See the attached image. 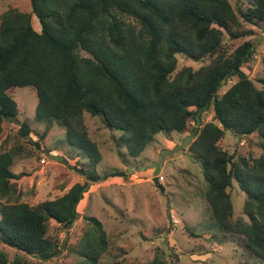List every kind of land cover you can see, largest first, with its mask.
Listing matches in <instances>:
<instances>
[{"label":"trees","instance_id":"1","mask_svg":"<svg viewBox=\"0 0 264 264\" xmlns=\"http://www.w3.org/2000/svg\"><path fill=\"white\" fill-rule=\"evenodd\" d=\"M29 1L30 13L0 12V139L8 124L30 135L18 120V88L36 97L35 120L45 125L41 139L57 125L93 169L100 156L86 115L119 134L122 159L139 157L157 136L168 139L192 122L189 153L202 171L209 218L225 238L239 239L248 258L264 264V77L256 85L242 71L254 56L250 39L263 30L264 0L235 6L229 0ZM177 56L202 65L177 70ZM208 112L212 120L203 123ZM227 132L238 139L257 134L260 156L223 150L219 142ZM17 156L0 152V244L18 253L9 262L0 252V264H27V257L44 264L61 254L50 222L69 230L83 194L102 178L87 172L62 196L29 205L13 182L21 177L11 170ZM234 181L245 195L237 220L228 192ZM86 220L68 251L78 264H99L109 241L99 220ZM163 255L158 249L145 264H168Z\"/></svg>","mask_w":264,"mask_h":264},{"label":"rangeland","instance_id":"2","mask_svg":"<svg viewBox=\"0 0 264 264\" xmlns=\"http://www.w3.org/2000/svg\"><path fill=\"white\" fill-rule=\"evenodd\" d=\"M229 1L234 6L242 5V1ZM9 9L30 13V1L0 0V12ZM32 22L39 30L38 21ZM255 32L256 36L248 38L254 42V56L242 71L257 85L264 77V24L263 30ZM201 65L177 56V70L183 67L196 70ZM234 82L228 81L220 94ZM13 97L18 120L28 125L30 135L24 138L19 134L18 124H8L0 139V152L18 154L11 170L21 175L13 181L21 202L36 205L60 197L74 184H82L87 172L102 178L83 194L76 208L78 219L69 230H61L50 222L49 235L61 244V254L44 264H78V258L68 250L79 241L87 227L86 218L90 217L101 222L109 241L99 264H145L158 249L168 264H258L245 255L239 239L225 238L216 222L209 218L203 199L206 184L199 163L189 153L192 122L183 133H174L168 139L157 136L139 157L131 159L123 155L122 159L120 153L126 154V149L119 150L116 146L119 134L108 130L98 117L86 115L87 132L100 156L93 169L87 158L80 157L79 151L69 146L64 130L57 125L41 139L45 125L35 120L36 97L31 91L18 88ZM212 115V112L205 114L202 122H210ZM219 146L236 157L250 159L261 154L257 134L238 139L227 132ZM154 178L160 185L154 183ZM228 192L237 220L243 216L245 195L235 181ZM0 252L7 255L9 262L18 255L1 244ZM25 259L27 264H39L34 258Z\"/></svg>","mask_w":264,"mask_h":264},{"label":"water","instance_id":"3","mask_svg":"<svg viewBox=\"0 0 264 264\" xmlns=\"http://www.w3.org/2000/svg\"><path fill=\"white\" fill-rule=\"evenodd\" d=\"M154 183L158 184V179L157 178H154ZM160 185V184H158Z\"/></svg>","mask_w":264,"mask_h":264}]
</instances>
